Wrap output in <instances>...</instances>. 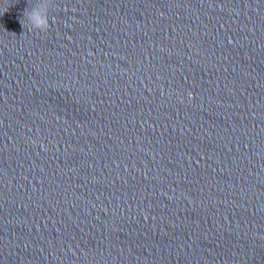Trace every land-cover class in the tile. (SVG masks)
Masks as SVG:
<instances>
[{"label":"clouds","instance_id":"9594fccd","mask_svg":"<svg viewBox=\"0 0 264 264\" xmlns=\"http://www.w3.org/2000/svg\"><path fill=\"white\" fill-rule=\"evenodd\" d=\"M20 23L23 28L27 27L29 31L47 33L50 28L49 21H40L32 6L24 10Z\"/></svg>","mask_w":264,"mask_h":264}]
</instances>
